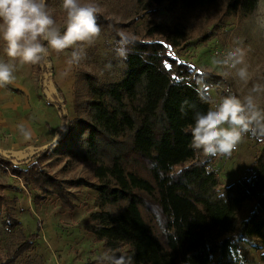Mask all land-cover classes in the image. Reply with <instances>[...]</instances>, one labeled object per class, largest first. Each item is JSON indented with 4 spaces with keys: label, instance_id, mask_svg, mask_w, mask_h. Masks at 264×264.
Listing matches in <instances>:
<instances>
[{
    "label": "trees",
    "instance_id": "16d2710c",
    "mask_svg": "<svg viewBox=\"0 0 264 264\" xmlns=\"http://www.w3.org/2000/svg\"><path fill=\"white\" fill-rule=\"evenodd\" d=\"M220 2L226 16L243 22L253 17L257 0H146L149 7L167 3L184 9ZM97 23L115 29L103 15L97 14ZM163 29L154 25L149 35L163 34ZM171 35L174 38L167 35L164 43L136 39L127 59L117 58L125 69L119 82L102 84L82 73L84 95L75 93L72 120L60 91L45 94L55 78L51 56L34 65L38 97L58 114V136L28 159L0 155V168L18 179L37 203L55 196L70 206L67 185L94 190L98 211L89 217L91 233L108 252L128 247L124 259L133 264H248L243 243L259 253L264 264V140L250 134L260 147L254 161L244 177L219 191L212 168L215 157L193 150L187 129L196 112L206 113L210 107L201 94L223 78L172 57L170 50L180 45V37L175 31ZM45 161L68 169L87 165L95 181L67 184L45 169ZM247 203L253 208L239 221ZM7 207V198L0 194L2 227H19ZM17 233L21 243L12 260L39 238L38 233Z\"/></svg>",
    "mask_w": 264,
    "mask_h": 264
},
{
    "label": "rangeland",
    "instance_id": "374dc122",
    "mask_svg": "<svg viewBox=\"0 0 264 264\" xmlns=\"http://www.w3.org/2000/svg\"><path fill=\"white\" fill-rule=\"evenodd\" d=\"M89 2L99 6L98 15L111 19L115 29L101 28L96 43L85 48L84 59L66 76L62 74L66 67L65 61L73 50L67 49L59 55H51L55 78L45 94L49 96L60 91L71 120L75 118V93L84 95L79 81L82 73L94 76L102 84L123 79L124 65L119 62L114 51L118 30L136 39L162 43L167 41V35L174 38L171 31H175L180 37L177 38L180 45L171 49L170 55L214 75L217 73L211 65L212 57L217 51L229 49L234 46V41L241 39L249 49L246 56L250 73L248 87L254 81L264 82V33L256 30L253 17L240 22L237 17L226 16L223 2L211 8L184 9L167 3L149 7L146 0H81L82 4ZM59 5L60 0L48 1L57 26L63 31L65 16ZM154 25L164 26V33L149 35ZM0 59L7 60L2 42ZM14 76L15 81L6 86L10 87V92L5 90L6 87L0 88V155L24 160L46 148L58 136L60 120L56 109L49 106L46 99L38 97L34 66H18ZM224 82L238 97L247 92V88L236 78H223L221 83L213 85L209 91L217 102L225 92ZM258 104L264 107V95L258 98ZM21 122H25L33 131L30 141H24L17 132L16 126ZM259 148L250 134H246L231 156L215 157L212 168L219 178V191L245 176ZM47 163L45 161L42 164L45 169L67 184L77 179L95 181L87 165L68 169L62 164ZM65 187L70 206L64 205L55 196L37 203L18 179L6 175L0 168V194L5 195L8 212L20 224L13 229H4L0 222V264H117L119 259L124 264H133L124 259L128 247L108 252L91 233L93 224L89 217L98 211L95 207L96 192L85 187ZM252 208L253 204H245L238 217L239 221L245 220ZM19 229L25 237L38 233L39 238L30 250L12 260L16 246L21 243L17 233ZM242 247L248 264H261L258 257L260 254L252 250L248 243H243Z\"/></svg>",
    "mask_w": 264,
    "mask_h": 264
},
{
    "label": "clouds",
    "instance_id": "9594fccd",
    "mask_svg": "<svg viewBox=\"0 0 264 264\" xmlns=\"http://www.w3.org/2000/svg\"><path fill=\"white\" fill-rule=\"evenodd\" d=\"M59 7L65 16L63 31L53 18L48 0H0V42L7 57V60L0 59V88L15 81L14 72L18 66L39 65L53 53L59 55L72 49L62 73L66 76L84 59L85 48L96 43L101 34L97 4L60 0ZM253 24L256 30L264 33V0H257ZM117 34L115 54L117 58L126 60L129 46L136 37L123 30H118ZM248 51L243 40L237 39L234 46L211 59L217 75L225 79L236 78L247 92L238 97L226 87L224 91L227 94L218 102L211 93L201 94V101L210 107L206 113H195L194 124L187 131L192 138L190 147L202 151L205 157L231 156L246 134L264 140V107L258 104V98L264 95V82L254 81L248 87ZM16 128L24 141L32 139L33 131L25 122L17 124ZM117 264L124 262L119 259Z\"/></svg>",
    "mask_w": 264,
    "mask_h": 264
},
{
    "label": "snow or ice",
    "instance_id": "6c2138e0",
    "mask_svg": "<svg viewBox=\"0 0 264 264\" xmlns=\"http://www.w3.org/2000/svg\"><path fill=\"white\" fill-rule=\"evenodd\" d=\"M164 67H165L166 69H170V65H169V64H167V63L164 65ZM172 79H173V80H176V79H177V77H173Z\"/></svg>",
    "mask_w": 264,
    "mask_h": 264
},
{
    "label": "crops",
    "instance_id": "0c3cea01",
    "mask_svg": "<svg viewBox=\"0 0 264 264\" xmlns=\"http://www.w3.org/2000/svg\"><path fill=\"white\" fill-rule=\"evenodd\" d=\"M5 90H7V91L10 92L11 89H10V87H6ZM13 92H15V91H13ZM2 156H3V155H2ZM5 157H6V156H5ZM8 158H9V157H8ZM11 177H12V176H11ZM13 178H14V177H13ZM258 257H259V255H258Z\"/></svg>",
    "mask_w": 264,
    "mask_h": 264
},
{
    "label": "built area",
    "instance_id": "2783aa9c",
    "mask_svg": "<svg viewBox=\"0 0 264 264\" xmlns=\"http://www.w3.org/2000/svg\"><path fill=\"white\" fill-rule=\"evenodd\" d=\"M226 49H227V48H226ZM226 49H225V50H226ZM225 50H223V51H221V52H220V51H217V52H218V53L220 52L219 54H222V53H223ZM217 52H216V54H215V55H217V54H218Z\"/></svg>",
    "mask_w": 264,
    "mask_h": 264
}]
</instances>
